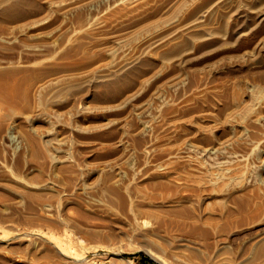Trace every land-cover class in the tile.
I'll list each match as a JSON object with an SVG mask.
<instances>
[{"label":"rangeland","instance_id":"obj_1","mask_svg":"<svg viewBox=\"0 0 264 264\" xmlns=\"http://www.w3.org/2000/svg\"><path fill=\"white\" fill-rule=\"evenodd\" d=\"M32 1L42 7L36 13L0 19V90L7 96L0 100V264H264V256L244 263L248 239L264 231V120L246 127L238 144L219 151L215 144L230 137L220 126L200 135L183 132L163 143L167 126L159 127L161 114L178 92L185 93L186 84L165 86L154 97L162 78L110 102L95 101L91 91L79 89L45 106L51 88L77 83L116 58L91 49L93 37L96 24L129 0ZM4 72L11 75L8 83ZM19 90L27 94L26 102L18 98ZM250 128L256 129L251 133ZM27 136L35 144L50 137L64 140L43 155ZM231 150L240 156L230 164L239 168L236 173L216 165L232 157ZM184 158L189 169L199 168L200 174L190 177L198 184L179 185L174 194L140 189L145 179L164 172L163 164ZM201 187L212 197L256 189L262 201L247 214L188 225L146 206L181 196L199 205L201 196L193 194ZM65 232L89 248L82 260L54 248L52 238ZM183 239L186 246L180 247Z\"/></svg>","mask_w":264,"mask_h":264},{"label":"bare ground","instance_id":"obj_2","mask_svg":"<svg viewBox=\"0 0 264 264\" xmlns=\"http://www.w3.org/2000/svg\"><path fill=\"white\" fill-rule=\"evenodd\" d=\"M41 8L32 0H0V19H21ZM96 25L97 34L91 49L111 52L116 58L96 67L77 83L51 88L44 97L45 106L56 104L79 89L91 91L90 98L95 101L110 102L151 79L162 78L153 91L154 97L159 96L165 86L180 80L186 84V90L181 91L185 93L179 95L178 92L175 101L161 114L158 125L167 126L163 143L181 137L183 132L200 135L220 126L228 129L230 137L215 144L219 151L234 145L246 127H252L260 118L264 120V0H129ZM171 68L174 70L166 74ZM2 79L7 83L12 80L9 72L2 73ZM1 90L0 100L7 99ZM17 92L18 98L26 102L27 94L22 90ZM131 98L132 95L127 96L128 102ZM63 140L50 137L46 141L37 140L35 144L34 139L27 136L29 144L37 146V152L43 155L52 154ZM238 157L234 150L232 157L219 160L216 165H226L227 170L236 173L239 168H232L230 164L237 163ZM260 160L264 164V154ZM163 166L164 172L145 179L139 184L140 189L174 194L179 185L198 184L194 179L200 174L199 168L189 169L188 158L179 164L176 160L168 161ZM86 170L89 174L93 172V169ZM193 195L201 196L199 205L192 197L181 196L156 204L149 202L146 206L188 225L247 214L261 200L256 189L233 190L225 196L212 197L211 190L201 187ZM248 240L251 243L249 256L244 258V263L264 256V231ZM180 242V247L186 246L184 239ZM51 243L60 255L76 262L89 251L86 244L73 241L67 232L61 238H52ZM224 248L222 243L220 249Z\"/></svg>","mask_w":264,"mask_h":264},{"label":"trees","instance_id":"obj_3","mask_svg":"<svg viewBox=\"0 0 264 264\" xmlns=\"http://www.w3.org/2000/svg\"><path fill=\"white\" fill-rule=\"evenodd\" d=\"M134 256H136V255H133V256H130V257H134Z\"/></svg>","mask_w":264,"mask_h":264}]
</instances>
